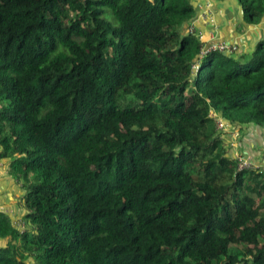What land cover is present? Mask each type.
Here are the masks:
<instances>
[{
	"label": "trees",
	"instance_id": "trees-1",
	"mask_svg": "<svg viewBox=\"0 0 264 264\" xmlns=\"http://www.w3.org/2000/svg\"><path fill=\"white\" fill-rule=\"evenodd\" d=\"M210 1L241 35L264 21V0ZM197 2L0 0V160L26 212L0 213V264H264V175L209 116L264 132V37L200 57Z\"/></svg>",
	"mask_w": 264,
	"mask_h": 264
},
{
	"label": "crops",
	"instance_id": "crops-1",
	"mask_svg": "<svg viewBox=\"0 0 264 264\" xmlns=\"http://www.w3.org/2000/svg\"><path fill=\"white\" fill-rule=\"evenodd\" d=\"M206 4H209V14L214 21L213 23L199 17ZM232 4L237 7L234 2L215 4L210 0H198L196 6L197 14L193 20L194 25L197 29L204 33L206 36L205 39H209L211 35H214L215 42L236 44L240 48V51L248 52V49L251 51L255 43L264 37V28L262 26L263 22L256 27H247L246 32L243 35L239 34L236 29L238 22H240L239 12L236 11L239 18L235 14L234 20H232V13H228ZM242 129L244 130L243 134L247 135L241 144L236 143V151L239 152L236 154L249 157L252 161L254 158L259 164L258 166L264 167V132L254 127ZM231 145L232 144H230V146ZM233 146H236L235 143ZM233 156L231 154L232 158H234ZM22 196L23 190L21 188V184L8 175L6 162L0 160V213L8 216L14 227L15 224L22 222L26 229V223L23 220V215L26 212L20 206ZM6 243L7 240H0V246H4Z\"/></svg>",
	"mask_w": 264,
	"mask_h": 264
},
{
	"label": "built area",
	"instance_id": "built-area-1",
	"mask_svg": "<svg viewBox=\"0 0 264 264\" xmlns=\"http://www.w3.org/2000/svg\"><path fill=\"white\" fill-rule=\"evenodd\" d=\"M199 17L203 20H208L210 23H213V19L209 14V4H206L203 8L202 13ZM187 32L189 34L194 35L201 43L200 47V57H203L212 52H220V53H228L232 54L236 51H239L240 48L236 44H230L226 42H215L214 35H211L209 39H205L204 33L197 29L194 25V21L189 23L187 27ZM196 70V67H193ZM209 116L215 120V126L217 131L223 136V134L228 132L229 124L221 117L217 116L213 111H210ZM240 132L235 130L234 136H239ZM237 164V171H245V170H255L258 171L260 174L264 175V167L258 166L253 161L244 155L235 154L234 158ZM15 228L20 231L25 230V225L22 222L15 224Z\"/></svg>",
	"mask_w": 264,
	"mask_h": 264
},
{
	"label": "rangeland",
	"instance_id": "rangeland-1",
	"mask_svg": "<svg viewBox=\"0 0 264 264\" xmlns=\"http://www.w3.org/2000/svg\"><path fill=\"white\" fill-rule=\"evenodd\" d=\"M236 8L237 7H235V6H233V4L230 6V11L228 10V13L230 14V12L232 13V20H234V18H235V14H236V16L239 18V15H238V13H236ZM263 22V28H264V21H262ZM248 52H250V50L248 49ZM234 134H235V128H231V127H229V129H228V132L227 133H225V134H223V136H222V139L228 144V143H230V144H232L231 146H230V144H228L227 146H228V155L229 156H231V154H232V156L233 155H235L236 153H239L238 151H236V149H237V144L236 143H238V144H241L240 142V140H241V134L239 135V137H237V136H234ZM235 143V145L236 146H233V144ZM234 157V156H233ZM253 163H255V164H257V165H259L256 161H255V159L253 158ZM25 264H34V262H33V260L31 259V258H28L27 260H25Z\"/></svg>",
	"mask_w": 264,
	"mask_h": 264
}]
</instances>
